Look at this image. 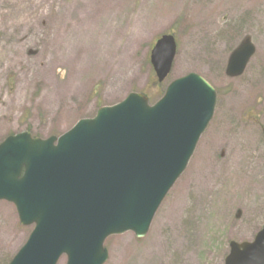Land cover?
<instances>
[{
  "label": "rangeland",
  "instance_id": "1",
  "mask_svg": "<svg viewBox=\"0 0 264 264\" xmlns=\"http://www.w3.org/2000/svg\"><path fill=\"white\" fill-rule=\"evenodd\" d=\"M170 32L178 52L158 84L151 50ZM246 37L256 54L230 79ZM189 73L215 88L214 117L148 234L109 237L106 264H224L230 241L264 226V0H0V144L22 132L59 137L132 92L153 105ZM33 228L0 202V264Z\"/></svg>",
  "mask_w": 264,
  "mask_h": 264
},
{
  "label": "water",
  "instance_id": "2",
  "mask_svg": "<svg viewBox=\"0 0 264 264\" xmlns=\"http://www.w3.org/2000/svg\"><path fill=\"white\" fill-rule=\"evenodd\" d=\"M256 48L247 37L226 74L243 75ZM176 39L156 41L150 63L159 83L171 73ZM215 90L199 75L172 82L150 106L131 93L61 137L28 132L0 144V201L15 205L23 226L35 225L10 264H105L106 239L148 233L169 191L185 172L213 118ZM224 264H264V227L252 242L229 244Z\"/></svg>",
  "mask_w": 264,
  "mask_h": 264
},
{
  "label": "trees",
  "instance_id": "3",
  "mask_svg": "<svg viewBox=\"0 0 264 264\" xmlns=\"http://www.w3.org/2000/svg\"><path fill=\"white\" fill-rule=\"evenodd\" d=\"M170 34H174L173 32H170ZM156 85V83L152 84V88ZM149 100L152 102L153 99L149 98ZM9 264V263H8Z\"/></svg>",
  "mask_w": 264,
  "mask_h": 264
}]
</instances>
